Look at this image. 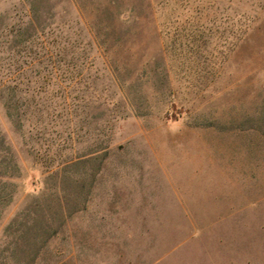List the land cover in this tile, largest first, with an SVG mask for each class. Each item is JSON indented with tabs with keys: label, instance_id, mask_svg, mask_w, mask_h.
Instances as JSON below:
<instances>
[{
	"label": "rangeland",
	"instance_id": "rangeland-1",
	"mask_svg": "<svg viewBox=\"0 0 264 264\" xmlns=\"http://www.w3.org/2000/svg\"><path fill=\"white\" fill-rule=\"evenodd\" d=\"M79 6L0 0V264H264V0Z\"/></svg>",
	"mask_w": 264,
	"mask_h": 264
},
{
	"label": "trees",
	"instance_id": "trees-1",
	"mask_svg": "<svg viewBox=\"0 0 264 264\" xmlns=\"http://www.w3.org/2000/svg\"><path fill=\"white\" fill-rule=\"evenodd\" d=\"M75 7H80L79 6V1L80 0H69ZM113 8L111 5H109V7L107 8V13H113ZM111 13V14H112ZM111 25H105L103 26V31L105 32L106 38L105 41H103L104 43H101L102 45L105 46V42L108 39V32L111 31ZM98 31H96V34H94V38L92 40V43H96L97 40L99 41V36H98ZM93 35V34H90ZM67 44V41L65 42ZM79 44H77L78 46ZM90 45V44H88ZM80 46V45H79ZM78 46V47H79ZM101 46V45H98ZM8 118H10V122L15 124V118L13 119V115L11 114V112L8 113ZM15 157H14V151L12 150V145L10 143L6 142V138L4 136H2V134L0 133V185H3L4 188L7 185L13 184L16 182V180L20 177L18 170H19V164L17 162V160L15 161ZM15 161V162H14ZM15 163V164H14ZM17 170V171H15ZM17 172V173H16ZM3 188V193H4V197H2V203L4 204V206H6L9 202H10V198H12V195L8 194L5 195V189ZM16 239L14 237V245L17 244Z\"/></svg>",
	"mask_w": 264,
	"mask_h": 264
}]
</instances>
